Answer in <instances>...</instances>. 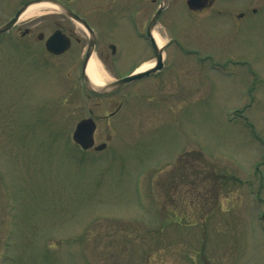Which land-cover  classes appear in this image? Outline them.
I'll return each mask as SVG.
<instances>
[{
	"label": "rangeland",
	"instance_id": "obj_1",
	"mask_svg": "<svg viewBox=\"0 0 264 264\" xmlns=\"http://www.w3.org/2000/svg\"><path fill=\"white\" fill-rule=\"evenodd\" d=\"M69 1L95 25L108 82V42L125 38L109 3H145L148 20L158 0ZM172 1L157 30L198 51L177 53L170 113L164 91L141 98L143 81L106 117L122 96L86 90L87 34L55 9L0 36V264H264V0L198 13ZM11 7L0 3V25ZM61 22L81 40L54 55L37 35ZM86 117L103 150L72 140Z\"/></svg>",
	"mask_w": 264,
	"mask_h": 264
},
{
	"label": "flooded vegetation",
	"instance_id": "obj_2",
	"mask_svg": "<svg viewBox=\"0 0 264 264\" xmlns=\"http://www.w3.org/2000/svg\"><path fill=\"white\" fill-rule=\"evenodd\" d=\"M27 1L28 0H17V1L16 0L15 1L14 0H0V3H5L6 7L7 6L13 7V5L16 7V8L14 7V10L12 11L11 16L8 18L10 19L15 14L17 9ZM60 1L63 2L62 5L64 7V8L62 7V9L59 12L62 15V19H69L73 21L74 23H76L66 13V10H65L66 8V9H69L73 14H76L80 18L84 19L91 26V28L94 31V35H95L94 51H96V48L98 45V38H97L98 36H97V33L95 32V25L92 23L91 19L85 16L81 12V10L75 6V4L77 3H69L70 2L69 0H60ZM153 1H156V0H153ZM161 2L162 0L157 1L156 6L153 9L152 13L150 14L148 20H145V17H146L145 3H109V21L113 22L112 24L117 25L118 23L117 19H121L120 24L123 25L121 30H123V33L125 34L124 39L111 37L110 41L108 42V46L110 50V56L107 57L109 58V64H108L109 73L110 71H113L114 73H116L115 74L116 76H114L109 82H113L125 75L132 73L136 68L146 63L147 59H150L149 62L154 63V66L156 67V69L150 72L146 76L130 81L116 88L110 89L108 94L109 96L111 95L122 96L121 93L124 92L123 90L127 89L130 85L136 82L149 81L148 83H144L142 91H139V95L141 96V98H144L146 96L145 95L146 93L151 94L153 96L151 98H153L154 100L152 104H154L155 100H157L158 98L156 95L164 91L163 98H159V99L162 100L161 103H165L166 105H165V110L163 111L161 110V111L164 113H170L172 111V105H173L172 102L170 101L171 97L173 96L170 85L172 83V72L174 71V68L176 67L175 62L177 60V53L185 52V54L190 55V52L197 54L198 50L186 48L183 44H181V42L176 36L165 35L166 36L165 37L160 31L157 30V26L159 22L162 20L165 13L168 14L167 11L169 9L170 10L172 9L171 11L169 10L170 15L173 14L174 16L176 14V10L178 7L175 6V9H174L172 6L171 8V3H173L172 0H167V6L159 14L154 27L149 29L150 22L153 18V15L155 14L157 8L160 6ZM229 2L231 1L230 0H227V1L219 0L218 1V3H229ZM178 3H182V2H178ZM183 3H186V5L188 6H190L189 3H193V7L190 6L191 8L189 7L188 8L192 12L198 13V12H203V11H206L212 8L214 4L216 3V0H184ZM262 8L263 6L262 7L253 6L249 9L239 11L236 14V16L240 18H245L248 15L250 16L253 14L256 15L261 11ZM224 11L230 12L229 9H225V10L223 9V11L221 9H216L215 13L213 14L222 15ZM0 13H1V10H0ZM56 29H60L71 40L69 48L62 54L66 53L72 47L74 41L80 42L81 40L78 36H76L74 33L69 31L68 30L69 28H67L68 32H66L65 30L66 28L62 22L59 23ZM155 35L160 36V38L163 40L162 44L157 43ZM88 45H89V36H87V41L84 46L82 58L79 63V75L82 81H83L82 65L84 62V56L87 51ZM127 53L132 54V55L133 54L135 55L143 54V55L139 59L138 63L133 64L132 66H129L128 64L129 57ZM100 55H101V58L103 59L102 57L103 52L100 53ZM158 56H160L161 58L159 59ZM207 56L209 55L207 54ZM101 61L104 62L105 67H107L105 60L104 61L101 60ZM166 87H168V90L165 89ZM127 94H129L128 91L126 92V95L123 94L118 104L111 111H109L107 115H105L106 117L112 118L116 116L117 114H119L121 110H123V106L125 104L124 99L127 96ZM95 95H98V94H95ZM104 95L105 94H102L99 96H104ZM180 210L181 208H178V210L177 209L173 210L172 215L174 216L179 215L178 212ZM181 215L185 216L182 213Z\"/></svg>",
	"mask_w": 264,
	"mask_h": 264
},
{
	"label": "water",
	"instance_id": "obj_3",
	"mask_svg": "<svg viewBox=\"0 0 264 264\" xmlns=\"http://www.w3.org/2000/svg\"><path fill=\"white\" fill-rule=\"evenodd\" d=\"M41 2H48L51 3L55 6H60L61 8L63 7L62 3L59 0H31L27 3H25L14 15L13 18H11L8 22H6L5 24L0 26V33H4L6 31H8L9 29H11L15 23L18 21L19 17L21 16V14L32 4H36V3H41ZM167 5V0H163L162 3L160 4V6L158 7V9L156 10L151 22H150V27L149 29L155 24L159 14L161 13V11L164 9V7H166ZM189 5L191 7H193V3H189ZM64 8V7H63ZM67 14H69L71 17H73L74 19H76L78 22H80L91 34V38H90V42H89V47L85 56V60L83 62V67H82V75L84 77L85 83L87 85V87L95 92H107L109 91V88H113L116 86H119L125 82H128L130 80L142 77L144 75L149 74L152 70L156 69V67H153L151 69L148 70H143V71H138L135 72L131 75H128L126 77H123L113 83H110L109 85H105V86H97L94 85L87 72H86V68H87V64L88 61L92 55V51H93V46H94V35H93V31L92 29L89 27V25L82 20L81 18H79L77 15L73 14L69 9H66ZM39 37H42V34L39 35ZM69 46V41L68 38L59 30L55 31L47 40H46V48L54 53H60L62 52L64 49H66ZM160 59V58H159ZM94 130H95V123L91 120V119H85L80 121L74 132H73V139L75 142H77L78 144H80L84 149H87L91 146H93L94 144ZM106 143H100L98 145L95 146V149L97 150H101L103 148H105Z\"/></svg>",
	"mask_w": 264,
	"mask_h": 264
},
{
	"label": "bare ground",
	"instance_id": "obj_4",
	"mask_svg": "<svg viewBox=\"0 0 264 264\" xmlns=\"http://www.w3.org/2000/svg\"><path fill=\"white\" fill-rule=\"evenodd\" d=\"M57 7L51 3L48 2H41V3H36L32 4L29 6L20 16V18H30L39 14H42L44 12H47L51 9H56ZM155 38L157 40L158 44L162 43V39L160 38L159 35H155ZM152 65L151 62H146L143 65H141L139 68L144 69L147 67H150ZM138 68V69H139ZM86 72L91 80V82L94 85L100 86L102 85L103 78H104V73L102 71L101 65L99 64L97 58L92 56L87 64Z\"/></svg>",
	"mask_w": 264,
	"mask_h": 264
}]
</instances>
